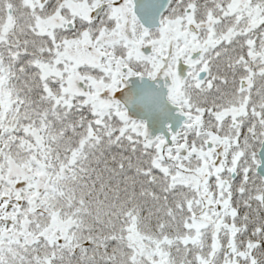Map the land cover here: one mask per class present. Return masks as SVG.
<instances>
[{"label": "snow or ice", "instance_id": "snow-or-ice-1", "mask_svg": "<svg viewBox=\"0 0 264 264\" xmlns=\"http://www.w3.org/2000/svg\"><path fill=\"white\" fill-rule=\"evenodd\" d=\"M0 264H264V0H0Z\"/></svg>", "mask_w": 264, "mask_h": 264}]
</instances>
